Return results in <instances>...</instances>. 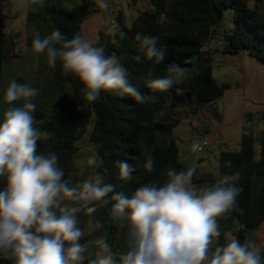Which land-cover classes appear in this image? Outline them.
I'll return each instance as SVG.
<instances>
[{
	"label": "clouds",
	"instance_id": "1",
	"mask_svg": "<svg viewBox=\"0 0 264 264\" xmlns=\"http://www.w3.org/2000/svg\"><path fill=\"white\" fill-rule=\"evenodd\" d=\"M96 3L108 8V0ZM44 4L45 0H19L20 8L32 11ZM135 39L148 60L159 64L165 59V49L157 46L159 36L138 32ZM32 50L46 54L51 68L59 62L65 76L78 78L87 102L96 101L102 91L144 102L119 58L105 55L103 46L80 34L69 39L54 29L44 38L36 35ZM134 59L140 62L142 57ZM155 64L147 73L149 89L167 92L185 81L186 69L179 64H170L162 77L156 75ZM38 94V88L11 81L3 97L8 107L0 118V178L6 182L0 190V253L14 264H264L262 243L233 237L220 244L219 221L237 207L243 191L239 171L217 173L214 182L197 185L195 166L169 167L162 185L144 183L130 196L117 191L100 172L73 182L65 178L54 152L38 151V141L52 135L37 126L44 124L34 115ZM191 150L201 152V143L193 142ZM88 164L96 166L97 159L90 157ZM116 166L122 181L136 171L127 160L116 161ZM225 167L231 168L232 162L226 161ZM144 168L153 171V157H147ZM104 208L109 222L125 232L122 250H113L104 221L96 215ZM97 230H102L100 235H95ZM86 234L91 238L85 239Z\"/></svg>",
	"mask_w": 264,
	"mask_h": 264
},
{
	"label": "trees",
	"instance_id": "2",
	"mask_svg": "<svg viewBox=\"0 0 264 264\" xmlns=\"http://www.w3.org/2000/svg\"><path fill=\"white\" fill-rule=\"evenodd\" d=\"M6 1L0 0V118L4 65L18 57L7 47ZM150 3L152 10L139 12L130 27L123 13L117 14L113 26L117 30L113 33L103 30L96 43L105 48V55L114 54L119 58L128 70L130 82L144 95L143 103L116 91H102L96 101L87 102L82 91L84 85L74 76H65L59 62L55 69L51 68L48 105L43 107L42 97L34 100L37 106L34 115L37 120H44V124L37 126L52 133L49 139L38 141V151L54 152L65 170V178L70 176L73 182L78 181L77 143L91 121L93 129L89 140L99 157L97 172L106 182L116 184L117 191L130 196L144 183L162 185L169 167L185 169L179 162L175 128L181 124L182 116L197 115L205 105L219 101L228 89L226 84H219L213 78L212 53L206 50L209 40L220 31L225 11L232 12L233 31H223L221 35L224 53L247 54L264 64V0H150ZM99 11L96 0H79L72 8H65L61 0H45L44 6L36 11L27 9L26 29L33 35L27 38L26 44L32 45L36 35L42 38L54 29H59L69 39L82 35L81 25ZM138 32L159 36L157 46L166 53L161 63L155 64L144 55L140 42L135 39ZM16 37L19 38L20 33ZM137 55L142 57L140 62L134 59ZM172 63L186 69L183 83L173 85L167 92L146 87L147 73L154 64L156 75L162 77ZM148 156L154 159L152 172L144 168ZM118 160H127L136 169L130 180L119 179ZM226 161L232 162L231 168L225 167ZM219 162L217 173L220 176L235 171L241 173L238 186L243 189L237 197V207L219 221L220 244H224L228 236L239 238L241 242L253 239V234L264 223V113L243 115L239 148L222 150ZM216 178L217 174L198 178L196 173L193 182L199 185L214 182ZM5 183L0 178V190ZM96 215L104 221L103 231L107 232L113 250H122L125 232L109 222L108 209H100ZM81 220L83 227L86 217L82 215ZM101 231L97 230L95 235H100ZM90 238L86 234L85 239ZM0 264H14V261L0 253Z\"/></svg>",
	"mask_w": 264,
	"mask_h": 264
},
{
	"label": "rangeland",
	"instance_id": "3",
	"mask_svg": "<svg viewBox=\"0 0 264 264\" xmlns=\"http://www.w3.org/2000/svg\"><path fill=\"white\" fill-rule=\"evenodd\" d=\"M64 4V3H63ZM152 6L150 0H108V8L102 10L105 16L104 29L113 28L116 23V16L123 13L126 18L127 25L130 27L137 18L139 12L151 11ZM5 31L8 36L7 47L11 53L18 54L4 65V89L2 91V112L8 107L5 103L4 91L7 85L15 80L20 84H27L39 89L38 97H42L45 101L43 107L48 105V95L50 94V77L51 67L47 63L46 54H36L32 50V45L28 46L26 40L33 34L28 33L26 29L27 9L19 7V0H7L4 6ZM220 31L212 36L206 45V50L212 53L213 78L219 84H226L228 89L236 90L241 86L244 74L242 65L249 58L247 54H239L236 56L225 54L223 49L222 33L233 31V18L231 11H225L224 17L220 23ZM20 33L17 38L16 34ZM41 37V36H40ZM45 37V36H44ZM42 37V38H44ZM85 37V35H84ZM227 89V90H228ZM233 91V92H234ZM50 98V97H49ZM19 106L20 102H15ZM41 109V107H39ZM46 113V112H45ZM181 124L174 130V140L179 150V162L187 169L195 166L198 172L217 174L219 170L220 150L218 142L222 137L219 136V123L217 121L206 122L202 118L201 112L197 115H189L181 117ZM206 127L209 128L205 133ZM93 129V122L89 123L87 131L80 137L77 147L79 148L76 157V169L78 181L85 179L89 174L97 172L99 165V157L95 146L90 142L89 135ZM200 142L203 151L193 153L191 145L193 142ZM97 159V165L88 164L90 157ZM125 237V234H124ZM233 238L228 236V239ZM253 240L257 243L264 244V223L259 231L253 234Z\"/></svg>",
	"mask_w": 264,
	"mask_h": 264
},
{
	"label": "crops",
	"instance_id": "4",
	"mask_svg": "<svg viewBox=\"0 0 264 264\" xmlns=\"http://www.w3.org/2000/svg\"><path fill=\"white\" fill-rule=\"evenodd\" d=\"M60 1V0H57ZM65 8H72L79 0H61ZM100 11L88 18L82 25V36L92 40L95 45L99 40V34L104 29L105 16ZM236 56V55H233ZM242 65L244 79L237 89L226 90L224 96L216 102L209 103L200 111L206 122L217 121L219 123V136L222 134L218 146L222 150H236L239 148L242 136V120L246 112L264 113V64L251 56ZM234 91V92H233ZM199 112V113H200ZM205 133L210 132L206 127ZM212 175L198 172L197 177ZM216 175V174H214ZM203 184V183H201Z\"/></svg>",
	"mask_w": 264,
	"mask_h": 264
},
{
	"label": "built area",
	"instance_id": "5",
	"mask_svg": "<svg viewBox=\"0 0 264 264\" xmlns=\"http://www.w3.org/2000/svg\"><path fill=\"white\" fill-rule=\"evenodd\" d=\"M202 149H203V147H202ZM202 151H203V150H202ZM202 151H201V152H202ZM201 152H198V154L200 155Z\"/></svg>",
	"mask_w": 264,
	"mask_h": 264
},
{
	"label": "water",
	"instance_id": "6",
	"mask_svg": "<svg viewBox=\"0 0 264 264\" xmlns=\"http://www.w3.org/2000/svg\"><path fill=\"white\" fill-rule=\"evenodd\" d=\"M79 30H81V28H80ZM239 145H240V144H239Z\"/></svg>",
	"mask_w": 264,
	"mask_h": 264
}]
</instances>
